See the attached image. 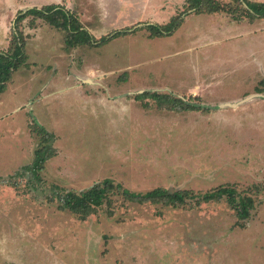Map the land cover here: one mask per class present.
Here are the masks:
<instances>
[{
  "label": "rangeland",
  "instance_id": "rangeland-1",
  "mask_svg": "<svg viewBox=\"0 0 264 264\" xmlns=\"http://www.w3.org/2000/svg\"><path fill=\"white\" fill-rule=\"evenodd\" d=\"M219 1L227 10L198 14L186 0H0L2 50L19 11L48 4L95 40L133 29L67 47L44 19L20 23L27 64L0 97V264H264V17ZM181 12L171 35L143 27ZM146 90L209 108L136 98ZM35 120L55 136L40 179L27 168L41 144ZM105 179L134 192L229 184L253 204L241 219L226 197L172 206L115 190L85 219L62 208L61 195Z\"/></svg>",
  "mask_w": 264,
  "mask_h": 264
},
{
  "label": "trees",
  "instance_id": "trees-1",
  "mask_svg": "<svg viewBox=\"0 0 264 264\" xmlns=\"http://www.w3.org/2000/svg\"><path fill=\"white\" fill-rule=\"evenodd\" d=\"M239 1L245 5L244 11L246 12V16L251 20L264 17V3L251 4L246 0ZM186 7L188 11H194L198 14L227 10L226 4L221 3L219 0H186ZM30 15L33 17L31 20L32 24H34V18H42L51 25L65 30L67 32L65 37L67 47H76L83 44L103 45L111 39L126 35L133 31L132 28L128 27L113 31L103 36L101 39L95 40L74 12L66 9L60 4H48L41 8L32 7L26 11L20 10L15 21L14 29L12 30L10 47L7 50L0 49V97L2 93L6 91L8 83L12 79L14 73L18 71L20 67L27 64L25 36L24 32L20 29V23ZM183 15L184 12L176 14L172 17L171 21L166 24L147 23L143 27L150 31L151 36L171 35L182 25L185 16ZM260 83L262 84V88H258V91L264 90V79L261 80ZM145 97L153 98L158 103L159 107H166L169 109L207 110V108H209L198 102L186 101L182 97L177 98L169 94H160L155 91L146 90L136 95V98ZM143 104L147 106V102ZM30 128L41 138V144L35 150L34 160L27 168L32 171L36 178L40 179V172L44 170L46 161L56 155V150L52 146L55 136L44 126L39 124L37 120L34 121V124H31ZM115 190H120L124 197L134 202L162 203L172 206L186 204L189 200H195V203L199 205L202 202L219 201L226 197L231 207L237 211L238 217L241 219L246 217L253 204L251 197L247 198L246 201L242 203L239 202L235 193L236 189L229 184L212 189L203 194L195 193L193 190L189 189L172 191L164 187H157L146 192H134L127 188H121L120 185H116L111 179H105L93 184L87 190L81 192H66L60 196L61 205L63 209L70 210L79 215L80 218L85 219L95 213L99 207L108 201L109 195Z\"/></svg>",
  "mask_w": 264,
  "mask_h": 264
},
{
  "label": "water",
  "instance_id": "water-1",
  "mask_svg": "<svg viewBox=\"0 0 264 264\" xmlns=\"http://www.w3.org/2000/svg\"><path fill=\"white\" fill-rule=\"evenodd\" d=\"M230 105H231V106H236V105H238V102H236V103H231Z\"/></svg>",
  "mask_w": 264,
  "mask_h": 264
}]
</instances>
